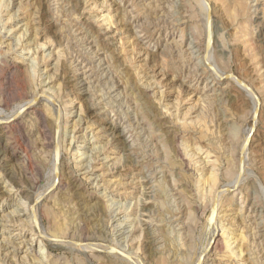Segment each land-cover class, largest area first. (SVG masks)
Here are the masks:
<instances>
[{"label": "rangeland", "instance_id": "obj_1", "mask_svg": "<svg viewBox=\"0 0 264 264\" xmlns=\"http://www.w3.org/2000/svg\"><path fill=\"white\" fill-rule=\"evenodd\" d=\"M120 2L0 0V263L264 264V0Z\"/></svg>", "mask_w": 264, "mask_h": 264}, {"label": "bare ground", "instance_id": "obj_2", "mask_svg": "<svg viewBox=\"0 0 264 264\" xmlns=\"http://www.w3.org/2000/svg\"><path fill=\"white\" fill-rule=\"evenodd\" d=\"M117 1H119V3H121L120 2V0H117ZM134 1V0H133ZM138 3V2H137ZM136 4V3H135ZM117 5H118V2H117ZM164 8V7H163ZM164 10V9H163ZM33 14V13H32ZM130 16V15H129ZM136 16H133V15H131V18H129L130 19V22H136V18H135ZM128 19V18H127ZM129 19H128V22H129ZM138 23V22H137ZM142 23V22H141ZM140 25V24H139ZM21 29V28H20ZM133 33H134V30H131ZM135 34V33H134ZM136 36V35H135ZM84 39V38H83ZM142 39V38H141ZM138 40V39H137ZM17 45V44H16ZM87 51V50H86ZM181 51V50H180ZM25 60L27 59V58H24ZM75 61V60H74ZM31 62H33V60H31ZM30 62V63H31ZM83 64V63H82ZM79 65V64H78ZM80 66V65H79ZM99 68V67H98ZM197 74V73H196ZM103 77V76H102ZM235 82V81H234ZM112 88V87H111ZM49 95V94H48ZM106 96V95H105ZM41 97V96H40ZM49 97H51V96H49ZM52 98V97H51ZM116 100V99H115ZM110 104V103H109ZM29 107L31 106V103L28 105ZM128 116V115H127ZM129 122V119H128V121H127V123ZM126 123V122H125ZM125 123H124V125H125ZM2 124H4V121H3V119H2V117L0 116V126H2ZM129 125V124H128ZM132 124H130L129 125V127L130 128H132ZM104 128V127H103ZM103 128L101 129V131L103 130ZM126 129V127L123 129V130H125ZM133 130H135V128L133 129ZM132 130V131H133ZM106 131V130H105ZM98 132H99V130H98ZM131 132V131H130ZM124 132H121V133H119V135H113V139H114V141H115V143H116V147L118 148V144H122L121 142H120V140H119V143H118V139H121V138H119V136H120V134H123ZM133 133H136V132H132V134ZM250 135V131L248 132V135H247V137H246V139H245V141H244V143H243V146H246L247 145V143H248V136ZM81 138H83V139H85V137H81ZM89 141V140H88ZM110 142V141H109ZM146 142H147V140H146ZM110 144V143H109ZM112 144V143H111ZM123 145V144H122ZM151 145V144H150ZM125 146V145H124ZM89 150H91V153H92V151H94L93 150V148L91 147V149L89 148ZM151 150V149H150ZM80 154V153H79ZM96 154V153H95ZM86 155V156H85ZM89 155V154H88ZM61 156V155H60ZM80 156V155H79ZM83 156H85V159H86V161H87V159L89 160L88 162H90L91 160H90V158L87 156V154L86 153H84L83 152V154H82V156L81 157H83ZM94 157V156H93ZM95 159V158H94ZM81 162H83V159L81 160L80 159V162L78 163V164H80V166H79V169H82V170H84V175H85V177L87 178L86 179V182L88 183V184H92L93 186H97V183H98V181L99 180H101L100 179V176H96V177H94L93 176V174H90V175H88V172H89V170H91L90 169V164L89 165H82V163ZM83 175V174H82ZM88 175V176H87ZM233 186V185H232ZM219 194V193H218ZM221 194V193H220ZM219 194V195H220ZM219 201V200H218ZM222 202V201H221ZM218 204V203H217ZM3 217V216H2ZM1 217V219H0V237L1 236H3V234L6 232V229H5V227H6V225H5V223H4V221H6L4 218H5V216L2 218ZM212 217H214V216H212ZM211 217V218H212ZM216 220V219H215ZM253 220V219H252ZM116 225H118V224H116ZM115 225V226H116ZM128 225V224H127ZM127 225H123V224H121V225H119V228H121V229H127ZM172 227V226H171ZM173 228V227H172ZM117 229V228H116ZM121 229H120V231H121ZM118 230V229H117ZM2 238V237H1ZM222 239V238H221ZM223 240V239H222ZM227 241V240H226ZM218 242H221V241H218ZM1 243V245L2 246H4V244L6 243V241H1L0 242ZM217 243V242H216ZM215 245V244H214ZM217 246V245H216ZM215 246V248H217ZM219 247V246H218ZM99 249H100V247H98ZM109 249V248H108ZM5 250L7 251L8 250V248H5ZM98 250V249H97ZM9 253V252H8ZM110 253V252H109ZM7 254V253H6ZM127 254V253H126ZM135 259V258H134ZM1 261V260H0ZM1 264V263H0Z\"/></svg>", "mask_w": 264, "mask_h": 264}]
</instances>
